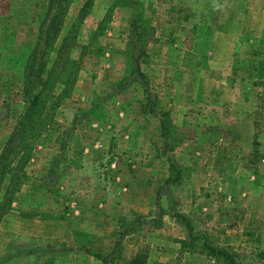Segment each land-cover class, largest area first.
I'll return each instance as SVG.
<instances>
[{"label":"rangeland","instance_id":"374dc122","mask_svg":"<svg viewBox=\"0 0 264 264\" xmlns=\"http://www.w3.org/2000/svg\"><path fill=\"white\" fill-rule=\"evenodd\" d=\"M18 120L0 264H264V0H0Z\"/></svg>","mask_w":264,"mask_h":264},{"label":"trees","instance_id":"16d2710c","mask_svg":"<svg viewBox=\"0 0 264 264\" xmlns=\"http://www.w3.org/2000/svg\"><path fill=\"white\" fill-rule=\"evenodd\" d=\"M59 13L56 12L55 16H57V14ZM138 55L139 54L136 53V56L132 59L133 64H132L130 72L133 75V77L139 82L142 89L146 91L147 82H146L145 75L140 71L138 63H137ZM37 75H38V71H36V77ZM43 83H44L43 79L39 80V85H42ZM23 127H24V122L22 120L20 121L18 120L16 124L14 125L13 130L10 132V134L6 138L2 151L0 152V180L2 179V177H7L6 188L2 196L0 197V218L10 208L11 195H12L11 193L14 191V188L17 185V182L19 180L18 178L25 176L23 173L18 174V170H20V166L18 164H21L20 158L22 157L21 156L18 157L16 161H12L11 159L9 160V154L11 153L13 146L17 143L19 137L23 133L21 131ZM35 134L36 132H34V130H29L27 134V138L34 137ZM27 142L28 141H25L21 148L26 147ZM24 159L26 158L24 157L23 160ZM169 167L170 169L174 168V164L171 161H169ZM178 173L179 172H175L174 178L178 177ZM176 216L180 218L182 221L185 220L184 216L181 214H176ZM201 243H202V246L205 248V252L207 255L211 257L221 258L224 264H237L233 254H231L227 250L207 244L205 243L203 239ZM104 260L106 263L107 259H104ZM141 263H142L141 261L136 260V257L133 258L132 260V264H141Z\"/></svg>","mask_w":264,"mask_h":264},{"label":"crops","instance_id":"0c3cea01","mask_svg":"<svg viewBox=\"0 0 264 264\" xmlns=\"http://www.w3.org/2000/svg\"><path fill=\"white\" fill-rule=\"evenodd\" d=\"M224 168H226L227 170H230V172H232L231 170H233L235 168V165H232V169H231V165L230 163L228 162L225 166H223ZM225 172V170H224ZM234 173H237V171H234L233 173H230V174H234ZM234 177H231V179H233Z\"/></svg>","mask_w":264,"mask_h":264}]
</instances>
